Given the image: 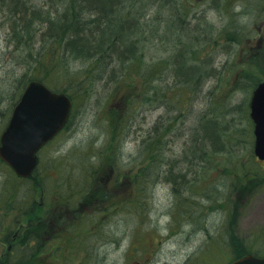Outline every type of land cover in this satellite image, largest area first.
<instances>
[{
	"label": "rangeland",
	"instance_id": "1",
	"mask_svg": "<svg viewBox=\"0 0 264 264\" xmlns=\"http://www.w3.org/2000/svg\"><path fill=\"white\" fill-rule=\"evenodd\" d=\"M23 1L29 9L52 7L58 16L70 3ZM14 2L0 1V132L8 119L13 101L9 95L14 90L19 93L26 81L40 76L48 83L56 79L50 77L51 61L54 69L56 62L67 63V69L62 63L57 71L62 78L57 85L68 89L74 109L69 126L39 154L40 167L34 179L43 182L45 191L34 194L35 202L26 211H19L17 205L28 202L30 185L13 182L11 173L0 166V255L5 250L11 252L18 233L26 234L30 214L39 218L28 226L32 234L35 226L46 223V264H134L137 255L129 256L132 248L139 245L146 249L148 243L154 244L153 253L144 252L152 255L148 264H227L233 258L226 250L228 241L229 248L233 242L248 241L253 249L259 245L264 250V182L253 194V182L239 183L242 168L264 172V164L252 151L250 95L248 86L243 87L247 77L240 79L242 86L238 81L240 65L248 61L256 75L264 77V0H131L120 9L118 19L125 14L127 19L138 16L140 7L153 2L146 18L134 26L140 44L145 41V28L146 36L154 35L135 52L142 55V64H163V69L156 71L159 75L152 78L158 90L153 99L149 96L155 95L140 86L141 77H134L137 87L127 91H114L109 81L95 83L90 93L83 92L86 84L73 88L67 72L79 81L85 64L68 62L61 50L50 56L52 42L36 43L39 31L35 34V27L28 48L16 45L10 24ZM173 9L176 18L183 21L182 27L174 23ZM168 22L172 34H164ZM95 26L99 27L98 22ZM186 45L189 51L185 53L182 46ZM180 52L188 64L197 63L204 71L205 76L200 74L192 82V93L180 90L172 80L171 67ZM211 67L215 71L210 74ZM108 74L106 70L104 76ZM180 92L183 95L174 106ZM109 115L116 117L115 124L106 122ZM208 119L220 124L210 130L227 140L224 148L211 144L206 136L203 126ZM154 142L156 151L151 147ZM197 147L207 152L206 162L194 158ZM87 165L96 166L93 175L87 176L91 170ZM179 175L185 178L173 183ZM135 176H139L142 191ZM12 183H17L16 201L5 208ZM75 183L90 188L82 194L83 189ZM234 184L244 192H236ZM72 188L80 194L67 206L65 200ZM132 198L136 201L129 200ZM41 204L43 208L37 209ZM63 210L68 223L75 227L70 232L57 231L55 223Z\"/></svg>",
	"mask_w": 264,
	"mask_h": 264
},
{
	"label": "trees",
	"instance_id": "2",
	"mask_svg": "<svg viewBox=\"0 0 264 264\" xmlns=\"http://www.w3.org/2000/svg\"><path fill=\"white\" fill-rule=\"evenodd\" d=\"M14 4L12 5V16H11V22L13 27L12 28V38L14 41L17 40L16 45H21V49L28 48L30 42L33 40V37H30V32L33 27L34 33L36 34L39 31V35L36 39V43L43 42L44 44L48 42H52L53 46H50L49 48V54L50 56L55 55L58 50L62 51V55L65 56L66 60L68 62H82L85 64V67H83L82 71L84 73L83 78L79 81H75L74 77L67 72L66 78H68V81L73 84V88L75 89H81L82 85H87L86 89L83 90L85 93H90L91 89H93V85L97 82H110L113 83V90L119 91L121 88H125V90H129L130 87L133 89L137 87L135 85V81H133L134 77H141L138 82L140 83V86L143 85V87L146 89L145 91L149 94L155 95V96H149L151 99L155 98L156 95H158L157 87L153 84L152 78L156 75H159L156 73V71H161V66L159 65L161 63H151L150 66H144L142 64V55L139 53H135L139 47H141L142 43L145 41H148L149 38H153L152 36H146V28L143 30L145 35V41L140 44V38L135 36L134 33V26L138 23L140 18H146V10H149L153 6V2L150 4H146L144 7H140V10L138 11V16L136 15H130L131 17L125 19L128 15H123L122 17L118 16L121 13L122 8L126 7L127 4L131 0H93L89 3L88 0H70V3L67 2V5L63 8V13H61L59 16L56 14L52 9V7L46 6V10H43V8H36V9H29L26 6V3L23 0H14ZM154 1V0H152ZM167 3H171V0H165ZM123 2H125L124 6L121 8L117 5H121ZM25 3V4H24ZM26 5V6H25ZM170 4H168L167 8L169 9ZM11 6V5H9ZM70 6V10L68 8ZM131 7H134L132 4ZM130 7V8H131ZM146 7V9H145ZM163 7V6H162ZM132 9V8H131ZM172 9V8H171ZM140 11H143L145 13H141ZM43 13H47L45 16H43ZM50 13H55L50 14ZM51 15V17H50ZM173 20L175 19L176 25L178 24L179 27H182V20L179 21L180 18H176V10L173 9ZM115 20L117 22H115ZM141 21V20H140ZM99 24V27L95 26V23ZM140 23V22H139ZM43 25V26H42ZM42 26V28H40ZM43 27H46V31L43 32ZM164 30H167L165 33H171L172 34V27H170V23L168 22L166 26L164 27ZM233 33L229 34V39L233 38ZM143 41V39H142ZM34 45V43H33ZM47 47V46H46ZM142 48V47H141ZM184 52L186 53L189 51V47L182 46ZM35 58V57H34ZM36 59V58H35ZM161 60V59H160ZM52 61L49 63V67L51 70L50 77H55L56 79L50 80V83H48L44 80H42L41 76L38 77L36 80L44 82L50 89H52L55 92H62L67 94L69 97L72 98V96L67 92L68 89L65 86H58L57 84H60L59 81L62 79L61 76H58L57 71L62 66V63L64 64L65 68L67 69V63H64V61L59 65L56 62L54 64L56 69L52 66ZM163 63V62H162ZM176 63V64H175ZM185 63L187 64L185 66ZM247 64H241L242 66L239 71H241L240 76L238 78L239 85L242 86V80L245 77H247V82L244 81V88L245 86H248L249 95H251L252 90L258 85L264 77H260L256 75V70L252 65H250V61L246 62ZM181 64V66H179ZM184 66H183V65ZM253 64V63H251ZM250 65V66H249ZM254 65V64H253ZM201 65L195 63V64H188V60L185 57V54L183 52L179 53V57L174 61L173 68L171 67V73L173 71V82L174 84L180 85V90L191 91L192 93V82L194 80H198L200 77V74L204 75V71H201L200 68ZM164 67V66H163ZM166 68V67H165ZM106 70L109 71V74L104 76L106 73ZM213 68L211 67L209 72L212 73ZM120 73H123L122 75H118ZM209 75V73H208ZM205 76V75H204ZM106 77V78H105ZM250 80V82H248ZM75 82V83H74ZM27 83V81L25 82ZM25 83L22 85L19 93L17 91H13V95H9V99H12L11 104L9 106L12 108L15 103L17 102L19 96L22 93V90L25 86ZM69 84V83H67ZM65 84V85H67ZM139 88H137L138 90ZM123 90V92H125ZM155 90V92H154ZM190 93V94H191ZM146 93L141 94L143 97ZM178 94V101L173 102L174 106L178 105L180 101V94L183 95L182 92L177 93ZM189 94V95H190ZM87 98V96H84ZM165 98V97H164ZM189 100V97H188ZM73 101V100H72ZM213 120V118H210ZM106 122H114V120H117L116 117L110 116L107 119ZM212 120H204L207 121L204 124V128L206 131V136H209L211 140V144H215L217 146H220L221 148H224V142L226 143L227 140L222 138L220 133H217L216 130H210V127L214 129H218V125H220L218 122H215ZM72 121V117H70L68 123L65 126V129L69 126L70 122ZM112 123V124H113ZM204 123V122H203ZM202 123V124H203ZM117 124V123H116ZM251 124V123H250ZM209 127V128H207ZM208 129V130H207ZM216 134V135H212ZM152 150L156 151L155 142L151 145ZM195 149V148H194ZM204 148H198L195 149V153H197L194 158L197 157L201 159V161L206 162L207 152L205 153L203 151ZM218 152H222L219 150ZM194 153V154H195ZM152 155L151 153H149ZM157 154V153H156ZM155 155V154H154ZM151 160H154L150 156ZM204 162V164H205ZM3 165V164H2ZM1 166V164H0ZM203 166V165H201ZM5 167V166H4ZM89 169H91L88 172V175L92 173V169H95V165H87ZM200 167V166H196ZM141 168V166H140ZM245 168V169H244ZM240 171L242 174L241 180H244L243 182H246L247 180H250L253 182L254 187L253 189L258 185L259 187L262 186L264 180V174H261L259 171H255L252 168L244 167ZM7 171V167L3 168ZM98 170V168H96ZM196 170H198L196 168ZM10 172V171H9ZM11 173V172H10ZM37 171L26 180H19L15 178L13 174H10L13 182H19L22 181L25 183V185H30L27 187L29 189L28 191L31 192V195L27 198L28 202H26L25 205H17L19 211H26V209L29 207V205L33 202H35L36 194L39 192V190L44 193V184L41 180L37 181L34 179ZM227 173V172H225ZM239 174V173H238ZM247 174H250L249 176ZM182 175V174H181ZM173 176V175H172ZM235 176L238 177L237 174ZM171 177V176H170ZM175 177V176H173ZM182 177V176H181ZM179 175V179L176 176V180L173 179V183H180L182 178ZM139 176H135L134 180L136 181L138 185V189L142 191L143 186L141 185V181H138ZM89 179L85 181L88 183ZM236 183V182H234ZM238 183V179H237ZM43 184V185H42ZM17 183H12L13 191L10 192L9 197L7 198L8 201L6 203L5 208H9L13 206L14 201H16V186ZM77 188L83 189L82 194L85 192L84 190H88L90 186H84V185H78L74 184ZM237 185L234 184L233 187H236ZM234 188H232L233 190ZM238 189H240L238 191ZM252 189V190H253ZM6 190V189H5ZM137 190V191H139ZM236 192H244V188L241 189L238 186L235 188ZM138 192V194L140 193ZM80 194V191L75 189H70L69 195H67L65 204L69 206L71 203H73L76 200V196ZM137 194V195H138ZM132 201L134 198L129 199ZM139 200V199H138ZM140 201V200H139ZM43 208V205L41 204V207L37 209ZM3 209V207H2ZM19 216V212H18ZM16 217V219L18 218ZM39 217H42L39 215ZM60 217L59 220L56 221V227L57 231L60 228L61 230L65 231H72L75 229L73 225H70L68 223L67 217L64 214V210L62 215H58ZM39 218L34 215L30 214L28 219V224L26 223L24 228V231H26V234L23 235H17L15 238L14 246H12L11 252L9 253L8 250H5L0 255V264H46V223L45 225H38L35 226V232L32 234V232L28 231V226H31V222H34L38 220ZM44 219V218H43ZM38 222V221H36ZM28 231V232H27ZM56 234L59 236L60 234L56 232ZM55 234V235H56ZM74 235H77L74 234ZM77 236H74L76 238ZM225 243V242H224ZM10 244V243H9ZM231 244L228 242V246L226 245V250L228 253L231 254V257L235 256V258L240 257L244 254L252 253L254 255L262 254L264 251L263 248H261L259 245H257V249H253L252 242H243V241H236L233 245V248H229ZM4 247V246H2Z\"/></svg>",
	"mask_w": 264,
	"mask_h": 264
},
{
	"label": "water",
	"instance_id": "3",
	"mask_svg": "<svg viewBox=\"0 0 264 264\" xmlns=\"http://www.w3.org/2000/svg\"><path fill=\"white\" fill-rule=\"evenodd\" d=\"M70 109L66 95L53 93L38 81L29 82L0 135V159L18 177L28 178L38 162L36 153L63 128ZM249 109L254 154L264 161V81L253 90ZM231 264H264V258L245 256Z\"/></svg>",
	"mask_w": 264,
	"mask_h": 264
},
{
	"label": "flooded vegetation",
	"instance_id": "4",
	"mask_svg": "<svg viewBox=\"0 0 264 264\" xmlns=\"http://www.w3.org/2000/svg\"><path fill=\"white\" fill-rule=\"evenodd\" d=\"M261 9H263V12L262 13H264V8H261ZM190 237L192 236V234L191 233H189L188 234ZM222 235H224L225 237H226V234L224 233V234H222ZM219 238L221 239V238H223V236H219ZM186 239H187V237H186ZM148 247H149V249H148ZM142 250V251H141ZM136 251L137 252H140V253H138V254H136ZM146 251H149V252H151V253H153L154 252V244H152V243H148V246H147V248L146 249H144V247H143V249H141V246H139V245H137V246H135V247H133L132 248V252L130 253V257L131 258H133V257H136L135 255H137V260L134 262V264H148V262L150 261V259L152 258L151 256L149 257V256H147L146 254H144V252H146ZM143 254V255H142ZM131 264V263H130Z\"/></svg>",
	"mask_w": 264,
	"mask_h": 264
},
{
	"label": "bare ground",
	"instance_id": "5",
	"mask_svg": "<svg viewBox=\"0 0 264 264\" xmlns=\"http://www.w3.org/2000/svg\"><path fill=\"white\" fill-rule=\"evenodd\" d=\"M192 236H193V233H192ZM233 244H235L234 242H233ZM172 264V263H171Z\"/></svg>",
	"mask_w": 264,
	"mask_h": 264
}]
</instances>
